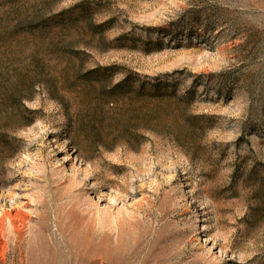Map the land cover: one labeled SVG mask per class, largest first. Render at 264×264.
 Returning <instances> with one entry per match:
<instances>
[{
	"label": "rangeland",
	"instance_id": "rangeland-1",
	"mask_svg": "<svg viewBox=\"0 0 264 264\" xmlns=\"http://www.w3.org/2000/svg\"><path fill=\"white\" fill-rule=\"evenodd\" d=\"M7 212L0 264H264V0H0Z\"/></svg>",
	"mask_w": 264,
	"mask_h": 264
},
{
	"label": "bare ground",
	"instance_id": "bare-ground-1",
	"mask_svg": "<svg viewBox=\"0 0 264 264\" xmlns=\"http://www.w3.org/2000/svg\"><path fill=\"white\" fill-rule=\"evenodd\" d=\"M2 218L3 219L0 220L1 223L3 222V220H5V218H9L12 222L15 220V216L13 215L12 212H9V213L7 212V213L3 214V217Z\"/></svg>",
	"mask_w": 264,
	"mask_h": 264
}]
</instances>
